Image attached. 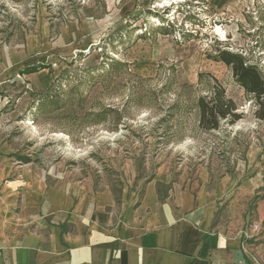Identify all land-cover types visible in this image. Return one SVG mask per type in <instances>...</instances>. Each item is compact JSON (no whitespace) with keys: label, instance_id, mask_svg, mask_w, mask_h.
<instances>
[{"label":"rangeland","instance_id":"obj_1","mask_svg":"<svg viewBox=\"0 0 264 264\" xmlns=\"http://www.w3.org/2000/svg\"><path fill=\"white\" fill-rule=\"evenodd\" d=\"M222 57L264 80V0H0V144L47 184L92 181L118 203L156 174L229 179L243 233L258 226L246 254L264 264V96ZM220 89L239 118L203 131L197 101Z\"/></svg>","mask_w":264,"mask_h":264},{"label":"crops","instance_id":"obj_2","mask_svg":"<svg viewBox=\"0 0 264 264\" xmlns=\"http://www.w3.org/2000/svg\"><path fill=\"white\" fill-rule=\"evenodd\" d=\"M7 155L0 144V264H254L229 179L222 190L156 174L140 198L118 203L92 181L49 185Z\"/></svg>","mask_w":264,"mask_h":264},{"label":"trees","instance_id":"obj_3","mask_svg":"<svg viewBox=\"0 0 264 264\" xmlns=\"http://www.w3.org/2000/svg\"><path fill=\"white\" fill-rule=\"evenodd\" d=\"M235 58L239 59V57L237 56ZM235 58L231 59V57H222V60L227 65H230L232 63L236 65L233 68L236 82L247 93L254 95V98L259 102L260 99L264 96V89L261 87L262 85H264V80H262L259 73H257V71L253 67H243L238 65L235 61ZM49 66L40 65L37 68H34V66H26L18 74L28 75L36 73L37 71L42 69H49ZM260 104H262V102H260ZM197 107L199 111V128L206 132L217 130L222 120H225L228 125H232L239 118V116L236 114L237 107L235 102L227 98L222 89H220L217 93L214 91L213 98H208L206 96L200 97L197 101ZM152 179L153 177L149 178L146 183Z\"/></svg>","mask_w":264,"mask_h":264},{"label":"built area","instance_id":"obj_4","mask_svg":"<svg viewBox=\"0 0 264 264\" xmlns=\"http://www.w3.org/2000/svg\"><path fill=\"white\" fill-rule=\"evenodd\" d=\"M257 230H258L257 225L251 227V232H256Z\"/></svg>","mask_w":264,"mask_h":264},{"label":"bare ground","instance_id":"obj_5","mask_svg":"<svg viewBox=\"0 0 264 264\" xmlns=\"http://www.w3.org/2000/svg\"><path fill=\"white\" fill-rule=\"evenodd\" d=\"M179 1H181V0H179ZM177 2V1H176Z\"/></svg>","mask_w":264,"mask_h":264}]
</instances>
